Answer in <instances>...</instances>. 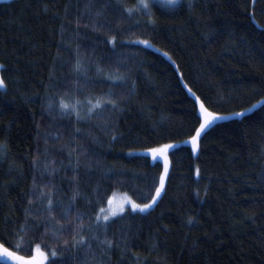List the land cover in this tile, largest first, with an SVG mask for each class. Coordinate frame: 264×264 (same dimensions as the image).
I'll return each instance as SVG.
<instances>
[{
	"label": "trees",
	"instance_id": "trees-1",
	"mask_svg": "<svg viewBox=\"0 0 264 264\" xmlns=\"http://www.w3.org/2000/svg\"><path fill=\"white\" fill-rule=\"evenodd\" d=\"M0 77V264H264V0H0Z\"/></svg>",
	"mask_w": 264,
	"mask_h": 264
},
{
	"label": "rangeland",
	"instance_id": "rangeland-1",
	"mask_svg": "<svg viewBox=\"0 0 264 264\" xmlns=\"http://www.w3.org/2000/svg\"><path fill=\"white\" fill-rule=\"evenodd\" d=\"M138 1H140L141 3L146 5V7H147L150 4V1L174 2L176 0H138ZM3 85H4L3 80L0 77V86L2 87ZM192 140H190L189 142L191 143L194 152L197 153L198 149H199L198 137H196ZM173 145H174V143H168V144L161 145L158 147H154L151 149L142 150L140 152L147 153V154L151 155L153 160H157V158L152 155V152L155 149L167 148V152H169V149ZM161 152L162 151H158L155 153V155L158 156ZM159 196H160V192L156 193L155 197L150 202L145 203V204H141V203L136 202L134 199H132L126 193L116 192L115 194H113V196H111L110 200L108 201V205L103 210L100 219L103 221H107V220L113 218L114 216L122 213L126 209H131V210H135V211H143V212L148 211L150 208H152L155 205ZM104 214H105V216H104ZM32 259H34V262L36 264H44L48 259V254L45 251H43L40 247H37L35 254H34Z\"/></svg>",
	"mask_w": 264,
	"mask_h": 264
}]
</instances>
